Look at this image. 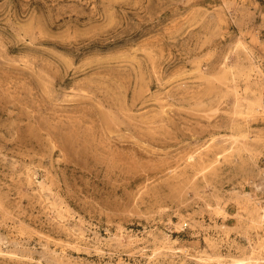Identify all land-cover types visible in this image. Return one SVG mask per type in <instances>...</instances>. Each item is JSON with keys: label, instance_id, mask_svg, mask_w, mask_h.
<instances>
[{"label": "rangeland", "instance_id": "rangeland-1", "mask_svg": "<svg viewBox=\"0 0 264 264\" xmlns=\"http://www.w3.org/2000/svg\"><path fill=\"white\" fill-rule=\"evenodd\" d=\"M264 0H0V264H264Z\"/></svg>", "mask_w": 264, "mask_h": 264}, {"label": "bare ground", "instance_id": "bare-ground-1", "mask_svg": "<svg viewBox=\"0 0 264 264\" xmlns=\"http://www.w3.org/2000/svg\"><path fill=\"white\" fill-rule=\"evenodd\" d=\"M261 219L264 220V216H261Z\"/></svg>", "mask_w": 264, "mask_h": 264}]
</instances>
